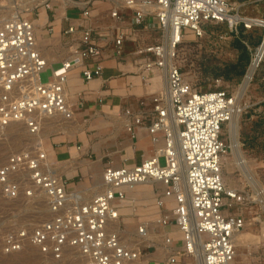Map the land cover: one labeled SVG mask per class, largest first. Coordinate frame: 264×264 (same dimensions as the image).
<instances>
[{
	"label": "built area",
	"instance_id": "1",
	"mask_svg": "<svg viewBox=\"0 0 264 264\" xmlns=\"http://www.w3.org/2000/svg\"><path fill=\"white\" fill-rule=\"evenodd\" d=\"M93 1L71 0V4L82 18H88ZM107 1L112 4L110 17L120 26L124 23L121 11L127 9L133 12L132 27L155 29L160 35L155 43L137 45L133 54L142 60V79L147 81L155 71L161 72L164 89L153 97L150 111L134 114L127 109L124 114L130 120L129 131L132 127L145 129L153 142L160 135L163 146L136 166H107L102 173L103 189L88 199L79 191L66 190L65 181L41 150L8 155L0 164V197L15 201L38 194L50 215L36 225L7 230L1 238V250L10 255L32 248L53 264H63L65 255L74 264H150L145 258L153 240L146 225L140 224L136 239L128 240L113 205L125 199L124 188L150 182L160 183L163 195L175 204L168 210L163 202H157L161 210L159 238L167 253L161 264H176L181 257L191 258L193 264H234V235L244 222L229 210L244 196L229 190L223 181L222 158L228 146L222 133L239 110L236 93L228 88L198 91L186 80L174 62L175 52L169 48L178 46L186 34L202 38L205 24H226L235 34L239 25L244 30L262 27L261 43L244 73L245 77L255 64L252 81L264 59V52L258 57L264 42V20L248 18L253 20L248 24L228 0ZM42 5L47 10L57 6L51 0ZM34 30V24L21 15L0 21V139L11 124L36 135L46 120L72 117L66 82L74 68H81L85 82L101 75L98 64L93 69L88 66L101 55L91 26L68 24L62 30L73 45L56 69L48 65ZM75 33L78 37L74 39ZM129 36L136 41L132 33ZM127 37L128 33L117 32L116 55ZM47 68L51 69V79L42 83L39 74ZM170 225L182 235L179 249L173 246L171 233L165 231Z\"/></svg>",
	"mask_w": 264,
	"mask_h": 264
},
{
	"label": "crops",
	"instance_id": "2",
	"mask_svg": "<svg viewBox=\"0 0 264 264\" xmlns=\"http://www.w3.org/2000/svg\"><path fill=\"white\" fill-rule=\"evenodd\" d=\"M104 3L109 4L108 10L101 11L97 7L91 9L88 18H82L78 10L72 7V4L66 6L64 14L59 19L55 17L57 6L52 10L41 7L44 11L45 22L44 24L39 22L41 25L39 30L43 31L41 36L48 41L45 47H48L51 41H57L56 46H61L56 47V50H61V54L57 57L50 48L43 50L51 52L58 58L50 65L65 59L73 45L70 38L62 34V30L68 24L80 23L84 26H91L97 37L96 43L101 50L98 60L88 62L90 69H93L97 64L101 67V75L98 78L85 82L81 76L80 67L69 72L66 92L73 113L72 123L65 126L64 130L52 133L45 140L47 156L62 172L60 176L65 181L66 190L69 192L79 191L87 199L97 193L95 191L96 182L101 181L102 173L107 166H136L145 159L154 156L156 150L163 146L160 135H158L157 143H154L152 136L145 129L132 127L130 131H126L127 123L125 121L129 118L124 114V110L128 109L135 114L148 112L152 108L153 97L162 91L147 92V89L153 86L150 77L154 75L144 81L141 70L142 60L133 54L137 45H147L141 44L143 38L140 34L141 31L148 29L132 27L133 12L127 9L121 11L124 23L120 26L115 19L110 17L112 4L107 0H94L91 6ZM41 8L35 14L36 17H39ZM69 10L72 11L71 14ZM119 30L128 33V37L120 47V55H116L114 37ZM131 33L136 41L130 38L129 34ZM77 37L78 33H75L73 38ZM89 130L92 131L94 138L88 135ZM90 151L94 153L93 160H88L86 157ZM105 158L108 159L107 163L104 162ZM143 189H147L151 193L144 194ZM123 191L125 199L113 203L118 215L121 211L119 225L126 235L133 236L132 240H135L137 226L145 224L149 232V239L153 240L148 243L145 261L150 264H161L166 259L167 253L164 255L161 250L158 253H155V250L148 252L149 249L155 248L157 241L161 243V240H158L161 230L157 226L161 210L157 202H163L170 210L175 205L174 201L163 195V186L160 183L150 186L137 185L131 189L124 188ZM165 231L171 233L173 246L177 248V241L174 239L175 233H179L177 228L170 225ZM162 249L165 251L163 246ZM176 264H193V260L181 257Z\"/></svg>",
	"mask_w": 264,
	"mask_h": 264
},
{
	"label": "rangeland",
	"instance_id": "3",
	"mask_svg": "<svg viewBox=\"0 0 264 264\" xmlns=\"http://www.w3.org/2000/svg\"><path fill=\"white\" fill-rule=\"evenodd\" d=\"M14 2L18 3L19 0H14ZM228 2L242 17L264 20V0H228ZM60 3L62 2L60 1ZM9 5V0H0V15H6L5 12L9 10ZM41 7L43 5L35 6L32 12L30 11L29 13L21 11L19 15L26 17L33 24H36L37 20L44 24L45 15ZM96 7L101 11L108 10L109 4H97L90 6L89 9L91 10ZM40 8V15L36 17L35 14ZM58 9L59 6L55 10V17L60 15L58 14ZM69 13L71 14L72 11L69 10ZM204 31L205 34L202 38H193L190 34L185 35V39L175 47V63L179 66L186 80L198 91L207 92L228 88L231 92L236 93L237 96L239 88L243 84L244 74L232 80H225L222 73L226 65L236 63L238 56V50L235 47L236 41H240L246 47L250 60L254 49L261 43L263 35L262 27L256 26L250 30H244L239 25L238 33L235 34L234 32H230L226 24H205ZM42 32V30H38L37 32L39 40L46 39L42 38ZM140 35L143 38V40L141 39V44L152 43L160 39V35L158 32L156 33L155 29L141 31ZM56 42L51 41L48 47L45 48H50L52 53L57 57L61 54V51L59 49L56 50V47L59 48L61 46H56ZM58 66V63L51 65L53 69H56ZM218 78L222 80V83H215V80ZM50 79V68L39 74V80L42 83L48 82ZM150 80L153 82V86L149 88L150 90H163L162 87H156L160 86L161 82H156L157 79L155 77H150ZM239 108L238 140L246 161L251 164V170L259 183V189L255 190L249 181L250 176L236 164L227 125H225L222 138L226 142L228 150L222 158L223 181L229 190L237 191L244 196L243 201L232 203V209L229 210V213L239 214L244 222L243 227L235 237L234 264H264V59L254 79L249 82L240 98ZM58 128L56 127L55 129L58 130ZM88 135L94 138L91 130L88 131ZM45 140L43 141V147L46 153ZM29 142L30 138L28 134L25 131L23 132L19 126L7 131L5 141L0 142V164L8 155L25 150ZM86 157L88 160H93V151H90ZM48 160L50 159L48 158ZM107 161L108 159L105 158L104 162L107 163ZM159 163L163 165V158L159 159ZM229 168L231 170H228ZM42 200V197L38 194L33 195L31 198L19 197L15 201H5L0 197V264H53L51 261L39 256L35 250H26V252L17 255H5L1 250V238L7 230L19 226L35 225L48 219L49 216H45V204ZM37 215H40V217L33 219ZM119 215H121V211ZM126 238L128 240L134 239L133 236H129L128 234ZM174 239L177 241V248H180L182 246V235L175 233ZM153 250H155V253L161 250L166 255V250L163 251L158 241L155 243V248L149 249L148 252H152ZM26 258L32 260L26 263L24 261ZM63 264H66V260Z\"/></svg>",
	"mask_w": 264,
	"mask_h": 264
},
{
	"label": "bare ground",
	"instance_id": "4",
	"mask_svg": "<svg viewBox=\"0 0 264 264\" xmlns=\"http://www.w3.org/2000/svg\"><path fill=\"white\" fill-rule=\"evenodd\" d=\"M16 1V0H15ZM45 0H19L18 3L14 2V0H9L10 2V7H9V10H7L5 12L6 15H0V21H3V20H8V19H11V18H14L16 17L17 15H19V13L21 11H25L26 13H29L35 6H38V5H42V3L44 2ZM60 1L62 3H60ZM71 0H51V4H56L57 6H59V9H58V16H56L57 19H59L62 15V13H64L65 11V7L70 4L71 5ZM14 10V11H13ZM32 12V11H31ZM1 13V12H0ZM256 20H263V19H258L256 18ZM83 21V20H82ZM253 20H250V19H246V22L248 24L252 23ZM264 25V23H263ZM41 27V25L39 24V21L37 20L36 24H34V31H35V34H36V38L38 40V43L39 45L41 46L42 50L45 49V45L47 44V39H43V40H39L38 39V36H37V30H39ZM115 27V26H114ZM60 36V35H59ZM59 41V40H58ZM60 50V49H59ZM170 52H175V48H172L170 47L169 48ZM56 51V50H55ZM54 51V52H55ZM61 51V50H60ZM264 52V42L262 44V46L260 47V51L258 53V57ZM60 53V52H59ZM45 56H46V59H47V62H48V65L52 62H54L56 59L55 56H53V54L49 51H45L44 52ZM53 56V57H52ZM257 57V58H258ZM54 58V59H53ZM258 59H256L257 61ZM170 62H172L171 60H169ZM175 62V61H174ZM254 67H255V64L252 65L249 69V71L247 72V74L245 75L244 77V80H243V84L241 85V87L239 88V91H238V95L236 96V99H237V106H238V112H236L232 118L230 119V121L226 124L227 125V130H228V133H229V137H230V144H231V148H232V151H233V154L235 155V158H236V164L242 169L244 170L245 172H247V174L250 176L249 177V181L250 183L253 185V187L255 188V190L257 191L259 189V183L258 181L256 180V178L254 177V173L252 172L251 170V164L250 162L246 161L245 159V156L244 154L242 153L241 151V148H240V144H239V140H238V131H239V121H238V118H239V112H240V98L242 97L243 93L245 92L248 84H249V81L251 79V76H252V73H253V70H254ZM75 70V69H74ZM72 71V70H71ZM157 81L156 82H161L160 86H156L157 88L159 87H162L164 89V80H163V75L161 72H157L155 71L154 73V76ZM147 92L150 93L151 90L148 88L147 89ZM73 107V106H72ZM123 118V117H122ZM75 119V118H74ZM127 119V118H126ZM125 119V120H126ZM72 120H73V114H72V117H70L69 119H64V118H57V119H53V120H46L44 123H43V127L42 129L40 130V132L36 135H28L29 138H30V142L28 143V145L25 147V150H29V149H36L34 150V152H36L37 150H41L43 153H45V150H44V147H43V141L49 136L51 135L52 133L58 131V130H61L63 129L65 126H68L69 124L72 123ZM77 120V119H76ZM123 122V121H122ZM127 124H126V131L128 130V124L130 123V120L127 119V121H125ZM77 123V122H76ZM75 123V124H76ZM74 125V124H73ZM79 125V124H78ZM16 126H19L20 129L24 132L25 129L18 125V124H11L10 126H8L6 128V130L3 132V135L1 136V139H0V142H3L5 141V137L7 136V131H9L10 129L12 128H15ZM117 126V125H115ZM123 126V125H122ZM56 127H59L58 130L55 129ZM77 127V126H76ZM124 127V126H123ZM71 128V127H70ZM69 128V129H70ZM64 130V129H63ZM70 131V130H68ZM67 132V131H66ZM68 133V132H67ZM57 135V134H56ZM25 136V135H24ZM7 140V139H6ZM158 141V140H157ZM156 141V143H157ZM155 143V142H154ZM4 157V156H3ZM45 157H46V161L48 163H52L50 160H48L47 156H46V153H45ZM6 158V157H4ZM5 161V160H4ZM3 161V162H4ZM53 165H55L54 163H52ZM74 165V164H73ZM72 165V166H73ZM74 167V166H73ZM56 168V167H54ZM72 168V167H71ZM62 169V168H61ZM65 170V169H64ZM228 170H231L230 168ZM56 173L58 175H61V171L58 170L57 168L55 169ZM65 172V171H64ZM232 184V182H231ZM144 185V184H142ZM145 185H148L150 186L151 183L148 182V183H145ZM95 191L96 192H99L100 190L103 189V184H102V177H101V181L99 180L98 182H96V185H95ZM73 192V191H72ZM95 192V193H96ZM143 192L144 194L145 193H148L149 194L151 193V191H147V189H143ZM94 193V194H95ZM43 202V200H42ZM44 212L46 213L45 216H49V212H48V209H47V206L45 205V208H44ZM38 214V213H37ZM40 215H37L36 217L34 216L33 219H37L39 218ZM159 217V216H158ZM153 218V217H152ZM36 225V224H35ZM139 226V225H138ZM137 226V228H138ZM136 228V230H137ZM238 233V232H237ZM234 235V243H235V237H236V234ZM158 240H161L160 238ZM237 242V241H236ZM160 243V242H159ZM161 244V243H160ZM162 245V244H161ZM236 246V244H235ZM158 248V247H157ZM26 250H34L32 248H26L25 250L21 251V252H17V253H13V254H22L23 252H26ZM34 254V253H33ZM31 255V254H29ZM67 255H65V257H63L64 259L61 260V263H64L65 260H66V264H74V262H72L70 259H67L66 258ZM38 258V257H36ZM32 259L30 258H26L24 261L26 263H29ZM197 263L199 262V259L197 258ZM3 262V260H2ZM5 262V261H4ZM22 262V261H21Z\"/></svg>",
	"mask_w": 264,
	"mask_h": 264
},
{
	"label": "trees",
	"instance_id": "5",
	"mask_svg": "<svg viewBox=\"0 0 264 264\" xmlns=\"http://www.w3.org/2000/svg\"><path fill=\"white\" fill-rule=\"evenodd\" d=\"M235 47L238 50L237 60L235 64L225 66L222 73L225 80L241 77L245 73V68L249 63L246 47L240 41L235 42Z\"/></svg>",
	"mask_w": 264,
	"mask_h": 264
}]
</instances>
